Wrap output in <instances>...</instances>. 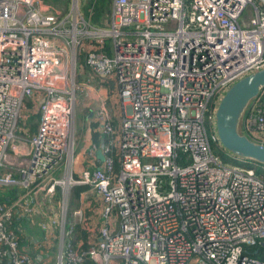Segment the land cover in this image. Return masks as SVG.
Here are the masks:
<instances>
[{
    "label": "built area",
    "instance_id": "2783aa9c",
    "mask_svg": "<svg viewBox=\"0 0 264 264\" xmlns=\"http://www.w3.org/2000/svg\"><path fill=\"white\" fill-rule=\"evenodd\" d=\"M109 7L100 28L80 15L77 0L66 15L41 0H0V187L22 190L0 203V264L33 263L19 241L21 222L35 215L43 239H56V264H264V180L211 149L219 143L220 94L264 66V8L254 0H110ZM81 54L93 75L113 79L126 111L115 127L98 99L102 165L73 176L72 67ZM24 99L38 113L29 135L20 125ZM239 128L264 144V87ZM61 161L62 176L51 177ZM76 185L86 189L68 211ZM93 196L91 227L81 209ZM82 221L90 239L76 251L72 227Z\"/></svg>",
    "mask_w": 264,
    "mask_h": 264
},
{
    "label": "crops",
    "instance_id": "0c3cea01",
    "mask_svg": "<svg viewBox=\"0 0 264 264\" xmlns=\"http://www.w3.org/2000/svg\"><path fill=\"white\" fill-rule=\"evenodd\" d=\"M85 72L82 73L80 66L78 68V89L81 94L77 97L76 103L77 108L75 110L79 115L78 125H75L73 113L72 130L74 129V144L72 149V156L70 162V170L73 176H77L80 170L85 168H93L102 165V153L100 147L103 143V138L97 128V125L93 119V108L95 107L98 99L104 98L113 111V124L115 127L118 126L119 118L126 109L119 104L118 97L116 94V86L111 78L99 79L98 76L92 74V72L84 66ZM91 72V73H89ZM74 126V127H73ZM90 148L92 152H90ZM90 199V204L85 206V209L89 210L86 215V221L91 227H94V223L97 222V211L98 206H93V200ZM85 214V212H84ZM87 223V224H88ZM26 222L22 223V227H25ZM88 227V226H87ZM89 229V227H88ZM27 232V231H26ZM24 233L25 246L24 250L28 252L27 246H32L34 249H41L45 247L41 244L38 238H31L33 242H28L27 236ZM42 234V233H41ZM41 235L39 234V237ZM44 249V248H43ZM45 252V254H43ZM33 256L34 261L32 264H46L44 256H47L46 250H41Z\"/></svg>",
    "mask_w": 264,
    "mask_h": 264
},
{
    "label": "water",
    "instance_id": "95a60500",
    "mask_svg": "<svg viewBox=\"0 0 264 264\" xmlns=\"http://www.w3.org/2000/svg\"><path fill=\"white\" fill-rule=\"evenodd\" d=\"M264 8V0H256ZM264 87V66L234 81L218 99L214 113V131L219 145L232 156L264 165V144L241 133L239 123L248 102ZM264 245V241L261 242Z\"/></svg>",
    "mask_w": 264,
    "mask_h": 264
},
{
    "label": "rangeland",
    "instance_id": "374dc122",
    "mask_svg": "<svg viewBox=\"0 0 264 264\" xmlns=\"http://www.w3.org/2000/svg\"><path fill=\"white\" fill-rule=\"evenodd\" d=\"M77 1H78V10H79L80 15L82 17L88 19L92 24H94V25H96V26H98L100 28H105L107 26V22H108V19H109L110 7L107 10L101 12L98 6H95V8L92 9L88 5V1L89 0H77ZM254 1L260 6V3L259 2H257L256 0H254ZM69 2H70V0H69ZM50 4L52 5V8L53 9L55 8L54 10L57 11L58 14L61 15V14H64L65 13L64 15H66L68 13V11H67V9H68L67 8V5H65L63 3H57L56 4L57 6L54 5L53 3H50ZM249 12H250V7L249 6H246L245 9H244V11H243V15L246 16V15L249 14ZM79 62H80V60L79 59H76L75 64L72 67V71H73V81H74V86H75V88H74V98H75V102L74 103L75 104H74V107H73V113H75L74 114V122H75V125H78V119H79L78 113L75 112V110L77 108L76 100H77V97L81 94V91H80V89H78V85H77V83H78V76H79L78 75V71H79L78 68H79V66H80V69H82V73L85 72L84 66L82 64H80ZM89 73H91V72H89ZM223 92L220 95H222ZM37 98H38V94L35 93L33 99H36L37 100ZM27 100L28 99H24L23 100V105H26V101ZM106 103H107V101H106ZM107 105L112 109L111 105H109L108 103H107ZM35 106L36 105L33 104V107H32L33 110L36 109ZM124 108L126 109V107H124ZM124 108H123V110H124ZM29 109H30L29 107L22 109L23 113L26 115V119L23 122L20 123L21 126L23 125L24 127H27L28 129H29V127H28V124H27V120H28L29 115H30ZM32 109H31V111H32ZM73 113H72V123H73ZM32 121L33 122H36L35 119H32ZM15 132H16L17 135L20 134L19 131H15ZM24 132L25 131H22V134ZM30 133H31L30 130H28V135ZM73 134H74V129L72 130V135ZM73 144H74V136H73ZM219 144L220 143H218V145H214L213 144L211 146V149H212V152L219 157V159H220V161L222 163L227 164V165L247 166L248 162H246L244 160H241L238 157L232 156L225 149H223ZM260 169H261L260 176L261 175L263 176L264 175V168L263 167H260ZM48 174H50L51 177H53V178H59V177H61L62 174H63L62 161L59 162L58 165H55L51 169H49L48 170ZM262 179L264 180V176L262 177ZM2 191H3V189H2V187H0V197L2 195L1 194ZM82 191H80V192H82ZM68 196H69L68 197V201H69L70 194ZM94 197L95 196L90 197V198L87 199L88 200L87 201V205L90 204V199H92L94 202L97 201L96 199H94ZM54 203H57V202L55 201ZM77 203H76V205H77ZM87 205H85V206H87ZM85 206H84V208H85ZM74 207H76V206H72V208H74ZM84 208L81 209L82 217H86L85 214H84ZM50 210L51 209H49V211ZM44 211H45L46 216H47L48 213H49L48 212V208L45 209ZM68 214H69V212H67V215ZM71 218H72V215H71ZM39 220H41V217L38 216V215L32 216L30 218L29 222H27L25 224V227L23 228L25 230V236H27L28 238H38L40 240L41 244L43 243L45 245V247H43V248L47 252V256H44V259L46 260V264H56L55 263L57 261L56 260V249H55V241H56V239L55 238H49L47 240L43 239V235L41 234V231H40V229H39V227L37 225V223H38ZM22 223L23 222H21V224ZM39 234L41 235L40 237H39ZM93 237H96V236H93ZM22 238H24V236H22ZM23 247L25 248V246H23ZM43 248L41 249V247H40L39 249H34L32 246H27V249L26 250L28 251L27 253L31 256V258L34 261V258H33V256H35L34 254H36L39 251L41 252V250H44ZM43 254H45V252H43Z\"/></svg>",
    "mask_w": 264,
    "mask_h": 264
},
{
    "label": "trees",
    "instance_id": "16d2710c",
    "mask_svg": "<svg viewBox=\"0 0 264 264\" xmlns=\"http://www.w3.org/2000/svg\"><path fill=\"white\" fill-rule=\"evenodd\" d=\"M42 2H45V3H53L54 5H56L57 3H63L65 5L68 4L69 0H41ZM109 1L110 0H89L88 1V5L94 9L95 6H98L100 11L103 12L105 10H107L109 8ZM57 6V5H56ZM90 11V10H89ZM103 50L107 53V54H110V47H109V43H108V39L105 40L104 42V46H103ZM82 54L80 55V64L83 65V59H82ZM84 66V65H83ZM87 68V67H86ZM26 105L29 107V108H32L33 106V103L30 101V100H27L26 101ZM32 119H35L36 122H33ZM37 121H38V113H36V111L34 113H30L29 115V118L27 120V124H28V127H29V130H30V134L34 133L35 130H36V125H37ZM241 160H244L246 162H248L247 166L249 167H252L255 171V173L257 175L260 176L261 174V169L260 167H263V165L259 164V163H256V162H253V161H250V160H247V159H243V158H240ZM118 170V162H117V159L116 157H114L113 159V172H117ZM262 176V175H261ZM264 176V175H263ZM262 176V177H263ZM3 191H2V195L0 197V203L2 202H10L12 201L13 199H15L19 193L22 192L21 189H18L16 187L14 188H2ZM86 189V186L84 185H76L74 187L71 188L70 190V199L68 201V208L70 211V209H72V206H76V203H77V199H78V196H79V192L82 191V190H85ZM56 191H57V194L56 196L58 197V188H56ZM94 202V201H93ZM95 203H92L93 206H98V202L95 201ZM85 216L89 213V210L88 209H85ZM16 221L13 220V224H15ZM89 230L87 228V222L86 221H82L80 223H76L73 225L72 227V243H71V247L76 250V251H81V250H85L87 249L88 247V240L90 239L89 238ZM25 243V240L24 238H20V241H19V247H22ZM250 254L253 255V256H259V254H255L254 253V250H251L250 251ZM82 264H92L91 261L86 258L84 260V262Z\"/></svg>",
    "mask_w": 264,
    "mask_h": 264
}]
</instances>
